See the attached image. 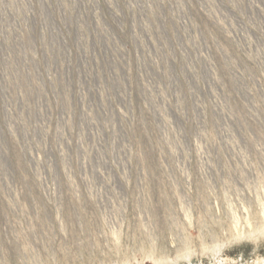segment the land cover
Wrapping results in <instances>:
<instances>
[{
    "label": "rangeland",
    "instance_id": "374dc122",
    "mask_svg": "<svg viewBox=\"0 0 264 264\" xmlns=\"http://www.w3.org/2000/svg\"><path fill=\"white\" fill-rule=\"evenodd\" d=\"M0 264H264V0H0Z\"/></svg>",
    "mask_w": 264,
    "mask_h": 264
}]
</instances>
